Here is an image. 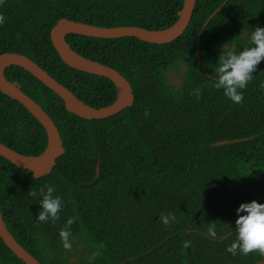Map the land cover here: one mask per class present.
I'll return each instance as SVG.
<instances>
[{
    "label": "trees",
    "instance_id": "trees-1",
    "mask_svg": "<svg viewBox=\"0 0 264 264\" xmlns=\"http://www.w3.org/2000/svg\"><path fill=\"white\" fill-rule=\"evenodd\" d=\"M183 2L0 0V54H25L86 104L106 106L117 97L115 84L67 65L53 46V26L69 18L165 29L177 21ZM216 11L200 40V64L198 36ZM256 26L264 27V0H197L190 25L169 44L67 35L76 52L117 69L133 86L134 104L105 119L69 112L30 72L8 67L7 78L53 118L66 150L42 178L0 155V202L15 238L43 264H74L71 257L81 264H259L260 251L226 249L236 239L239 205L264 203V61L238 90L240 103L215 86L223 47L239 52ZM183 67L176 87L168 71ZM225 140L240 141L219 144ZM0 142L27 155L47 145L38 119L1 91ZM47 185L62 209L58 220L39 222L43 196L30 193ZM162 216L174 219L165 225ZM69 218L73 224L65 229ZM62 229L71 232L68 248ZM0 264H26L1 237Z\"/></svg>",
    "mask_w": 264,
    "mask_h": 264
},
{
    "label": "water",
    "instance_id": "water-1",
    "mask_svg": "<svg viewBox=\"0 0 264 264\" xmlns=\"http://www.w3.org/2000/svg\"><path fill=\"white\" fill-rule=\"evenodd\" d=\"M197 0H184L182 9L178 12L177 21L165 29H149L135 25L100 26L69 18H61L51 30L53 46L61 59L69 66L83 72L106 77L113 81L117 89L115 101L102 107H93L86 104L68 87L54 78L47 70L42 68L29 56L19 52H5L0 54V91L5 95L19 101L43 125L47 134V145L38 155H27L14 150L0 142V155L22 169L29 170L35 178H42L51 173L57 165V160L65 153L62 134L48 112L34 98L27 94L22 85L11 81L5 75V70L10 66H20L39 79L43 84L59 95L66 109L84 119H105L112 117L134 104L135 95L131 82L117 69L97 60H93L76 52L66 37L69 34H78L97 38H122L137 37L140 40L169 44L184 34L193 18ZM217 13L214 12L205 22L198 36L197 55L201 64L200 40L210 19ZM208 74V72L204 69ZM240 140H225L219 144H228ZM99 170V169H98ZM0 237L15 255L26 264H43L28 249H26L9 230L4 220L0 202ZM262 262V261H261ZM260 262V263H261ZM259 263V264H260Z\"/></svg>",
    "mask_w": 264,
    "mask_h": 264
},
{
    "label": "clouds",
    "instance_id": "clouds-1",
    "mask_svg": "<svg viewBox=\"0 0 264 264\" xmlns=\"http://www.w3.org/2000/svg\"><path fill=\"white\" fill-rule=\"evenodd\" d=\"M4 18L0 17V24ZM246 46L237 52L229 49L227 45L223 47V53L217 59L215 86L223 90V94L233 103H240L243 100L241 91L252 79L253 73L258 65L264 61V27L256 26L250 29L246 37ZM54 188L47 185L41 188L39 193L33 192L30 195H42L40 200L41 211L36 219L39 222L56 221L62 209V200L58 195H53ZM237 218L235 220L236 239L226 249L231 254L239 251L247 255L254 251L264 253V203L252 200L248 203H241L236 209ZM240 213H244L240 215ZM174 217L162 216L165 225L169 219ZM73 224V219L69 218L65 229ZM62 229L59 236L65 248L69 247L71 232ZM208 235L215 237L214 229L209 228Z\"/></svg>",
    "mask_w": 264,
    "mask_h": 264
},
{
    "label": "flooded vegetation",
    "instance_id": "flooded-vegetation-1",
    "mask_svg": "<svg viewBox=\"0 0 264 264\" xmlns=\"http://www.w3.org/2000/svg\"><path fill=\"white\" fill-rule=\"evenodd\" d=\"M185 70L186 68L183 67V69L181 70L180 74L178 75V78L175 80H170V76L169 74L172 73V72H177V71H174V70H170L168 71V78H169V81L170 83H172L173 85H175L176 87H180L182 85V80H183V77H184V74H185ZM179 72V71H178ZM71 247H74V245H72ZM264 260V259H263ZM262 260V261H263ZM71 261L74 263V264H81V262L79 261V257H71Z\"/></svg>",
    "mask_w": 264,
    "mask_h": 264
},
{
    "label": "rangeland",
    "instance_id": "rangeland-1",
    "mask_svg": "<svg viewBox=\"0 0 264 264\" xmlns=\"http://www.w3.org/2000/svg\"><path fill=\"white\" fill-rule=\"evenodd\" d=\"M182 70V69H181ZM181 70L178 72H172L169 74L170 76V80H173V79H177L178 78V75L180 74ZM179 79V78H178ZM260 264H264V260L260 263Z\"/></svg>",
    "mask_w": 264,
    "mask_h": 264
}]
</instances>
